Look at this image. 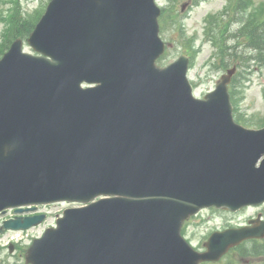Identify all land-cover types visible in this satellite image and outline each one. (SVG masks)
<instances>
[{
    "label": "water",
    "instance_id": "water-1",
    "mask_svg": "<svg viewBox=\"0 0 264 264\" xmlns=\"http://www.w3.org/2000/svg\"><path fill=\"white\" fill-rule=\"evenodd\" d=\"M159 14L155 0H50L26 39L36 53L16 38L0 58V213L85 203L33 240L26 264H199L264 236L259 217L214 231L204 251L181 235L202 207L264 201V127L234 121L233 69L198 99L185 55L156 63Z\"/></svg>",
    "mask_w": 264,
    "mask_h": 264
},
{
    "label": "rangeland",
    "instance_id": "rangeland-1",
    "mask_svg": "<svg viewBox=\"0 0 264 264\" xmlns=\"http://www.w3.org/2000/svg\"><path fill=\"white\" fill-rule=\"evenodd\" d=\"M48 0H0V56L14 39L11 16L18 12L26 19L41 13ZM161 7L160 36L165 42L163 63H170L180 54L189 56L188 78L195 96L202 97L212 90L224 71L225 64L238 65L236 79L240 86L231 88L233 114L239 115L247 127L264 125V54L250 59L255 52L249 37L257 29L264 38V0H156ZM188 3L182 9L181 5ZM25 51H32L24 43ZM240 61H247L243 65ZM226 66V67H227ZM65 205V204H64ZM59 206H50L45 224L30 231L38 236L51 225ZM257 211L264 212V203L232 212L207 208L186 220L183 236L198 250L207 236L216 229L240 224ZM18 245L25 246L23 241ZM259 247L258 254L253 248ZM0 245V264H23L19 255ZM219 264H264V238L245 242L230 250Z\"/></svg>",
    "mask_w": 264,
    "mask_h": 264
},
{
    "label": "trees",
    "instance_id": "trees-1",
    "mask_svg": "<svg viewBox=\"0 0 264 264\" xmlns=\"http://www.w3.org/2000/svg\"><path fill=\"white\" fill-rule=\"evenodd\" d=\"M39 16L40 13L36 15L33 19L29 20L22 17L18 12H15L10 18V22L13 27V37L15 36L26 37L32 30ZM252 252L258 254L260 252L259 247L253 248ZM206 264H217V263H206Z\"/></svg>",
    "mask_w": 264,
    "mask_h": 264
},
{
    "label": "flooded vegetation",
    "instance_id": "flooded-vegetation-1",
    "mask_svg": "<svg viewBox=\"0 0 264 264\" xmlns=\"http://www.w3.org/2000/svg\"><path fill=\"white\" fill-rule=\"evenodd\" d=\"M259 212H260V211H259ZM259 212H257L256 215H257ZM261 216L264 218V213H263V212H261ZM12 246H13V251H12L11 253H15L16 251L19 250L18 253H19V255L23 258L24 252L21 251L20 245H18V244H12Z\"/></svg>",
    "mask_w": 264,
    "mask_h": 264
}]
</instances>
